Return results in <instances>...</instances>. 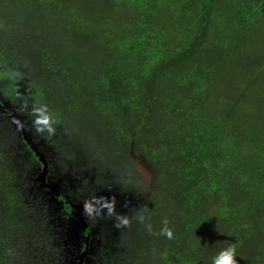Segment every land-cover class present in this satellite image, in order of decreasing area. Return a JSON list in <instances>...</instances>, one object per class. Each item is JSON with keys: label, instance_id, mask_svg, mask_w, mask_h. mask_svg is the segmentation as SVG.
<instances>
[{"label": "trees", "instance_id": "obj_1", "mask_svg": "<svg viewBox=\"0 0 264 264\" xmlns=\"http://www.w3.org/2000/svg\"><path fill=\"white\" fill-rule=\"evenodd\" d=\"M0 72L89 173L131 167L146 198L123 264H211L230 245L264 264V0H0ZM0 105V264H65L14 158L38 156Z\"/></svg>", "mask_w": 264, "mask_h": 264}, {"label": "rangeland", "instance_id": "obj_2", "mask_svg": "<svg viewBox=\"0 0 264 264\" xmlns=\"http://www.w3.org/2000/svg\"><path fill=\"white\" fill-rule=\"evenodd\" d=\"M0 96L11 111L19 116L32 140L43 149L42 153L50 167L49 180L64 193L74 209L85 212L86 216H83L89 226L90 238L85 264H123L127 256L121 233L132 223H137L135 213L141 209L146 198L142 190H139L137 182H134L131 167H125L101 178L94 176L87 171L82 153L75 150L73 154H69L63 133L57 129L55 119L49 112L45 111L50 118L51 132L47 126L35 123V109L40 108L38 100L12 86L1 72ZM59 148H63V151ZM14 158L17 161L16 166L20 167L22 178H27L29 183L31 180L32 187L44 194L37 204H41L49 214L56 215L58 231L62 233L63 243L67 247L65 264H75L80 252L79 240L83 235L80 223L60 211L59 203L54 197L40 189L38 167L27 152L20 149ZM137 166L144 174H150L152 164L141 155ZM125 219L127 224L123 223Z\"/></svg>", "mask_w": 264, "mask_h": 264}, {"label": "water", "instance_id": "obj_3", "mask_svg": "<svg viewBox=\"0 0 264 264\" xmlns=\"http://www.w3.org/2000/svg\"><path fill=\"white\" fill-rule=\"evenodd\" d=\"M8 119H9V121L13 124V126L16 129H18L20 131H23V137H24L25 141L31 147V149L36 152V155L38 156V159L43 164V166L40 169V172L38 174V177H37L38 180L40 181V183L43 186H46V187H48L50 189L51 194L53 195L54 199L57 202L59 201L60 203H66L65 201L59 200L60 199L59 188L55 185V183L46 181V176H47L48 170H49V165H48L47 159L45 158V156L43 155L42 152H40V151L37 152L36 151L37 148H36V146L34 144L31 143V136L29 135L28 132H26L25 125L20 121L19 116L16 113L11 111L10 114L8 115ZM76 211L79 212V214L77 216V219H78V222L80 223L81 228H82V230L84 232L83 242L85 244H87V239H88V236H89V231L87 229L88 226H87V223L85 221V217L82 214L81 209H76ZM86 253H87V246H85V249H83L81 255L79 256V264H82V260H83V258H84Z\"/></svg>", "mask_w": 264, "mask_h": 264}, {"label": "clouds", "instance_id": "obj_4", "mask_svg": "<svg viewBox=\"0 0 264 264\" xmlns=\"http://www.w3.org/2000/svg\"><path fill=\"white\" fill-rule=\"evenodd\" d=\"M35 112L37 113V117L35 120V123L37 125H43L48 127V131H52V128L50 127V118L46 114V112L43 109L37 108L35 109ZM42 130V129H38ZM87 210V205L85 206ZM143 219V217L141 218ZM124 224H127L128 221L125 219L123 221ZM161 235H164L168 239L173 238V232L171 229L165 227L161 231ZM236 249L235 246H228L221 251H219L215 256L212 257L211 264H238L236 260Z\"/></svg>", "mask_w": 264, "mask_h": 264}, {"label": "flooded vegetation", "instance_id": "obj_5", "mask_svg": "<svg viewBox=\"0 0 264 264\" xmlns=\"http://www.w3.org/2000/svg\"><path fill=\"white\" fill-rule=\"evenodd\" d=\"M0 99L2 100V98H1V96H0ZM3 105H4V107H6L8 110H10L11 111V109L3 102ZM3 110V108H2V106L0 105V111H2ZM5 116H7V114L5 115ZM17 131H18V137H20V138H22L23 137V134L21 133L20 134V131L17 129ZM27 131V130H26ZM31 143L32 144H34L35 146H36V148H37V152H39L41 149L38 147V145H37V143L36 142H34L33 140H32V138H31ZM27 152V154H28V156H30L31 155V152H29V151H26ZM41 152V151H40ZM34 153H36V152H34ZM44 155V154H43ZM45 156V155H44ZM46 158V157H45ZM34 161V160H33ZM37 162H40L39 160H37V159H35V165H37ZM37 167H38V173H37V177H38V174H39V172H40V168L42 167V165H37ZM50 168V167H49ZM49 176H50V170H48V174H47V176H46V181L47 182H51L49 179ZM38 183H39V185H40V189L42 190V191H44V192H46V193H48L49 195H51L52 197H53V195L51 194V191H50V189L48 188V187H46V186H43L41 183H40V181L38 180ZM59 194H60V199L59 200H61V201H65L66 203H60L59 201V206H60V208H62L63 210H62V212H64V213H66V214H69L70 216H71V218H74L75 220H78L77 219V216H78V214H74V213H71V212H69V211H67V208H65L66 206L67 207H71V208H73V206L71 205V202H69L68 201V199L64 196V193L59 189ZM74 209V208H73ZM76 210V209H75ZM82 214L84 215V216H86V214H85V212H83L82 211ZM86 221V220H85ZM86 223H87V221H86ZM87 226H88V224H87ZM82 229V228H81ZM88 231H89V226H88ZM82 233H83V235H82V241H83V239H84V232H83V230H82ZM89 241H90V238H89V236H88V239H87V253L85 254V256H84V258H83V260H82V264H85V260L87 259V254H88V246H89ZM81 248V247H80ZM79 248V254H78V256H77V260H76V262H75V264H79V256L81 255V253H82V251H83V249H80Z\"/></svg>", "mask_w": 264, "mask_h": 264}]
</instances>
